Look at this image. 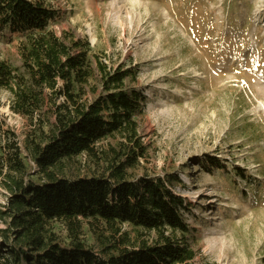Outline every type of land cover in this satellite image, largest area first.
Instances as JSON below:
<instances>
[{
	"label": "trees",
	"instance_id": "16d2710c",
	"mask_svg": "<svg viewBox=\"0 0 264 264\" xmlns=\"http://www.w3.org/2000/svg\"><path fill=\"white\" fill-rule=\"evenodd\" d=\"M59 19L48 0H0V32L18 39L21 61L20 69L0 58V93L10 95V111L29 128L21 140L0 117V261L193 264L184 219L192 206L172 191L179 180L136 175L147 157L135 119L145 97L126 81H135L137 69L107 72L98 63L102 92L91 89L88 99L89 45L58 38L50 27ZM108 138L118 140L102 146ZM226 163L206 156L199 166L231 177L225 183L257 186L241 168L226 174Z\"/></svg>",
	"mask_w": 264,
	"mask_h": 264
},
{
	"label": "rangeland",
	"instance_id": "374dc122",
	"mask_svg": "<svg viewBox=\"0 0 264 264\" xmlns=\"http://www.w3.org/2000/svg\"><path fill=\"white\" fill-rule=\"evenodd\" d=\"M48 1L60 13L55 35L89 45L88 99L91 89L102 92L98 63L107 72L137 69L126 81L145 97L135 119L147 157L136 175L179 180L172 191L192 206L184 219L193 264H264V0ZM17 44L0 32V58L21 69ZM10 102L1 92L0 117L23 140L28 124ZM206 156L226 160L231 176L245 170L257 186L206 173ZM4 198L0 188V207Z\"/></svg>",
	"mask_w": 264,
	"mask_h": 264
}]
</instances>
